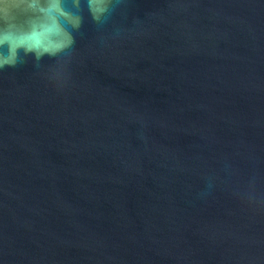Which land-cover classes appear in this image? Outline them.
<instances>
[{"label": "water", "instance_id": "1", "mask_svg": "<svg viewBox=\"0 0 264 264\" xmlns=\"http://www.w3.org/2000/svg\"><path fill=\"white\" fill-rule=\"evenodd\" d=\"M84 16L0 70V264H264V0Z\"/></svg>", "mask_w": 264, "mask_h": 264}, {"label": "clouds", "instance_id": "2", "mask_svg": "<svg viewBox=\"0 0 264 264\" xmlns=\"http://www.w3.org/2000/svg\"><path fill=\"white\" fill-rule=\"evenodd\" d=\"M124 0H0V70L17 67L34 57V66L42 58H54L57 65L70 60L76 44V33L84 24L87 11L98 30L112 20ZM117 30L113 37H119ZM207 192L201 195H207ZM249 204L257 203L255 178L245 194ZM264 207V197L259 199Z\"/></svg>", "mask_w": 264, "mask_h": 264}]
</instances>
